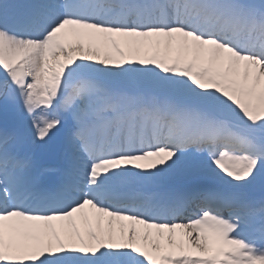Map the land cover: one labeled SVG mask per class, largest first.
Wrapping results in <instances>:
<instances>
[{"label": "snow or ice", "instance_id": "snow-or-ice-1", "mask_svg": "<svg viewBox=\"0 0 264 264\" xmlns=\"http://www.w3.org/2000/svg\"><path fill=\"white\" fill-rule=\"evenodd\" d=\"M0 73L74 149L46 188L0 131V264H264V0H3Z\"/></svg>", "mask_w": 264, "mask_h": 264}, {"label": "bare ground", "instance_id": "bare-ground-1", "mask_svg": "<svg viewBox=\"0 0 264 264\" xmlns=\"http://www.w3.org/2000/svg\"><path fill=\"white\" fill-rule=\"evenodd\" d=\"M141 55H143V52L141 53ZM133 58H138V57H133ZM67 147V149H70V148H72L69 144H68V142L67 141H65V145H64V149H63V152L65 151V148ZM198 177H205V178H208V179H210V180H212V181H215V182H218V181H216L213 177H211L210 175H204V174H202V175H200V176H198ZM175 180H177V179H175V178H173V177H170V176H166L165 178H163V179H161L159 182H157V185H160L159 186V188L160 187H163V186H165V185H167L168 183H170V182H173V181H175ZM219 183V182H218ZM248 187H246V188H243L242 190H246ZM241 189H238V191H242Z\"/></svg>", "mask_w": 264, "mask_h": 264}, {"label": "rangeland", "instance_id": "rangeland-1", "mask_svg": "<svg viewBox=\"0 0 264 264\" xmlns=\"http://www.w3.org/2000/svg\"><path fill=\"white\" fill-rule=\"evenodd\" d=\"M258 183H259V182L257 181L255 184H253L254 187H255V186L257 187V186H258V185H257ZM250 186H252V185H250ZM263 188H264V187H262V190H263Z\"/></svg>", "mask_w": 264, "mask_h": 264}]
</instances>
